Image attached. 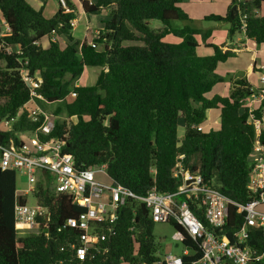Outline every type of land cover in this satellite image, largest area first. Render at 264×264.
I'll list each match as a JSON object with an SVG mask.
<instances>
[{"label":"trees","instance_id":"trees-1","mask_svg":"<svg viewBox=\"0 0 264 264\" xmlns=\"http://www.w3.org/2000/svg\"><path fill=\"white\" fill-rule=\"evenodd\" d=\"M66 2L72 12L59 7L47 18L27 0H0L8 31L0 37V120L20 112L11 131H0V141L11 138L18 143L19 134L35 130L41 122L28 118L29 89L20 75L23 68L28 75L41 76L37 91L46 102H62L65 117L74 119L57 121L50 137L65 139L64 151L78 168L106 165L109 182L143 197L153 187L159 192L177 189L179 180L172 172L183 155L185 168L199 173L232 202L245 204L255 131L247 123L248 110L242 101L253 86L246 78H229L226 96H205L224 81L216 69L235 57V52L206 44L211 32L205 31L202 42L212 52L201 55L195 39L198 30L186 25L172 28V21H190L180 8L182 0L81 1L80 8L87 15L109 9V18L100 30L106 38L104 44L89 29L82 40L75 39L70 22L77 12L72 2ZM263 4L264 0H231L225 15L205 16L204 20L227 24L228 39L241 34L257 45L264 44V15L259 13ZM151 20L158 21L160 28L151 29ZM53 32L57 38L61 36L63 44L58 39L49 41ZM168 36L177 41L166 42ZM43 39L46 46L41 45ZM7 47L18 53L7 52ZM87 67L101 69L95 83L77 84ZM256 71L264 74V68ZM69 95L72 100L64 102ZM213 109L220 111L219 127L206 130V113ZM262 110L264 101L254 111L259 119ZM180 122L182 134L178 133ZM197 125L203 129L197 131ZM259 140L264 143V129ZM15 174L0 171V264H153L158 259L152 235L155 223L132 198L118 209L111 225L99 227L101 234L93 239L83 260L68 247L76 243L78 232L64 225L83 209L72 205L69 196L50 195L40 183L34 196L49 210V219L45 225L38 219L42 233L18 235L14 207L17 201L26 200L16 194ZM191 208L203 219L202 210ZM243 223V215L229 205L223 233L230 237ZM169 224L184 235L183 245L191 252L182 257L183 264L197 263L202 254L198 243L175 221ZM246 245L258 254L264 252V228H248Z\"/></svg>","mask_w":264,"mask_h":264},{"label":"built area","instance_id":"built-area-1","mask_svg":"<svg viewBox=\"0 0 264 264\" xmlns=\"http://www.w3.org/2000/svg\"><path fill=\"white\" fill-rule=\"evenodd\" d=\"M57 3L63 12H72L66 0H57ZM77 23L78 18H75L71 20L70 25L74 28ZM92 34L94 39L101 40L103 44L106 42L100 30ZM49 41L57 42L55 32L50 35ZM90 46L97 48L95 42H91ZM6 51L18 53V50L12 47H7ZM20 75L29 89V100L25 105L28 107V118L34 122L40 118L41 122L35 130L26 132L32 137L20 138L18 143L11 138L0 141V171L13 170L24 176L28 189L23 194L30 192L34 195L36 186L40 183L50 195L69 196L72 205L83 209L76 218H68L64 223L78 232L76 243H69L68 247L79 260L84 259L88 249L92 247L93 239L100 236L99 227L102 224L111 225L116 220L118 209L127 199L132 198L144 205L145 216L152 222L169 224L170 221H175L192 241L198 243L202 254L200 260L194 264H264V252L258 254L246 245L248 228H264V143L259 140V135L264 129V110L261 111L262 119L257 118L254 113L264 101L263 73L259 74V82L262 85L252 90L242 101L248 110L247 123L252 125L255 131L245 184L249 200L245 204L232 202L218 189L206 183L199 173L185 168L182 163L183 155L179 156L172 172V176L179 180V185L173 192H159L153 187L141 197L120 185L97 180L96 173L106 175V165L80 169L76 166L74 158L65 153V139L50 137L55 129L57 116L45 112L38 104L47 103L37 91L42 84L41 76L28 75L27 70L23 68L20 69ZM19 117L20 112L14 117L0 120L3 124L0 131H11ZM194 128L197 131L203 129L201 125ZM23 134H19L18 138ZM20 196L24 198V195ZM36 202L34 206L27 205L26 201L16 202L14 226L18 235L23 232L34 235L43 232L38 219L43 220L45 225L49 219V210L37 199ZM191 205L195 207V211L202 210L203 219L194 212ZM229 205L235 206L244 219L243 225L233 231L230 237L223 233ZM173 240L182 245L181 253H168L161 258L156 254L158 259L153 264H183L182 257L191 253L183 245L185 237L174 229Z\"/></svg>","mask_w":264,"mask_h":264},{"label":"rangeland","instance_id":"rangeland-1","mask_svg":"<svg viewBox=\"0 0 264 264\" xmlns=\"http://www.w3.org/2000/svg\"><path fill=\"white\" fill-rule=\"evenodd\" d=\"M228 0H182V3L180 4L181 10L187 14L190 21H172L171 26L174 29H182L185 25L191 27L194 30H198L199 33L195 35V39L201 43L202 42V33L206 30H226V27L228 28L227 24L212 21V20H204L205 16L210 15H220L223 16L227 12L228 9ZM78 17L82 14L80 13V9H76ZM80 16V17H81ZM83 22L79 21L77 28L72 31L73 36L76 40L80 41L82 40V32H81V26ZM149 27L153 30H157L160 28V23L155 20L149 21ZM1 30H3V26L1 27ZM241 34H236L237 37H239ZM166 42H175L177 39L172 36H168L165 40ZM226 41V40H225ZM46 44V40H43L41 45ZM42 45V46H43ZM204 45V44H203ZM223 47V45L221 46ZM202 49L198 51V53L201 52ZM101 69L98 67H87L84 69L81 77L79 78L77 84L82 86H91L95 83L97 74L99 73ZM218 76L222 77L224 81L216 83L211 91H209L205 96L207 98H211L214 95H219L221 92V88L223 89L224 84L228 85V88L230 86L228 71H225L222 69H216L215 72ZM241 75V74H239ZM231 77V76H230ZM258 83L259 86L262 85L261 82H259V76H258ZM255 88H253L254 90ZM72 100V96L69 95L64 102H70ZM38 104L41 106V108L47 112V113H53L56 115L57 119L56 121L63 122L66 121L67 123L74 122V119H67L63 113V103L62 102H55V103H43L38 102ZM61 109L59 113L56 114L57 109ZM216 114V118L214 122L209 121V114ZM264 122V118H263ZM212 123V124H211ZM219 123V111L216 109L209 110L206 113V120L204 125L206 126V130H216ZM0 127L3 128V124L0 123ZM182 122L179 123L180 130L178 131L179 134L182 133ZM32 137L29 133H25L22 135V138L26 139ZM95 178L103 183H108V178L103 173H96ZM15 188H16V194L17 195H24V198L26 200L27 205L34 206L36 205V199L34 195L30 192H27L26 194H23L24 191L28 189V184L26 182V179L24 176H22L19 172H16L15 174ZM23 233H20L21 235H25ZM152 235L154 237V241L156 243V252L158 257H162L168 253H171L173 255H179L182 251V245L173 240L174 235V229L172 226L168 223H155ZM124 264V263H123Z\"/></svg>","mask_w":264,"mask_h":264},{"label":"crops","instance_id":"crops-1","mask_svg":"<svg viewBox=\"0 0 264 264\" xmlns=\"http://www.w3.org/2000/svg\"><path fill=\"white\" fill-rule=\"evenodd\" d=\"M69 1L72 2V4L75 6L76 9L79 8L81 11L80 13L82 14V16L80 15L81 17L80 16L78 17L77 15V18H78V23L79 21L83 22L81 26L82 39L84 37L86 30L89 29L93 33L94 31L102 30L104 28L105 21H107L109 18L108 16L109 9H104L99 15H87L80 8L81 1L83 0H69ZM86 1H88L89 3H92V2H95L96 0H86ZM230 1L231 0H228L229 2L228 4H230ZM27 2L34 9L41 10L43 15L47 18L54 16L55 13L59 9L57 0H27ZM259 13L260 15H264V4L262 5ZM77 25L73 28V31L75 28H77ZM0 26L1 27L3 26V30H1L0 28V36L7 35L6 33L7 26L2 17L1 12H0ZM227 29L228 28L226 27L225 31L223 30L217 31L214 29L206 30V31L211 32L210 36L205 42L206 44H215L218 46L223 45V47H221L223 51L229 49L235 52V57L229 59L225 63L219 64L217 69H220L222 67V69L229 72L227 76L232 79L239 78V77L246 78L252 84L253 88H257L259 86L258 76L260 72L256 71V69L264 68V44L257 45L254 41L245 39L242 35H240L239 37L235 35L231 39H228ZM57 39L58 41L62 42V44L64 43L61 36L60 37L58 36ZM203 44L204 43L199 42L198 51L202 49L201 51L202 53H199V54L201 55L211 54L212 52L211 49L206 48ZM43 46H46V44ZM228 89H229L228 85L224 84V87L223 89L221 88V91H220L221 93L219 95L226 96L228 93ZM219 114H220V111H219ZM215 118H216V114L214 113L209 114L210 122H214ZM203 127L204 129H206L205 125H203ZM218 127H219V123H218ZM178 130H180V128H178ZM181 130L183 133V127Z\"/></svg>","mask_w":264,"mask_h":264},{"label":"water","instance_id":"water-1","mask_svg":"<svg viewBox=\"0 0 264 264\" xmlns=\"http://www.w3.org/2000/svg\"><path fill=\"white\" fill-rule=\"evenodd\" d=\"M140 207H141L142 212L145 214L146 210H145V208H144V205L141 204Z\"/></svg>","mask_w":264,"mask_h":264}]
</instances>
